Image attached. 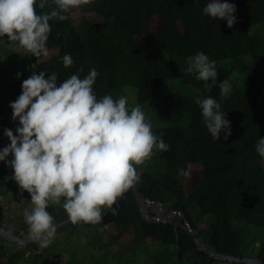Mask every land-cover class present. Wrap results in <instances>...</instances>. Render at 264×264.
Here are the masks:
<instances>
[{"label":"trees","instance_id":"trees-1","mask_svg":"<svg viewBox=\"0 0 264 264\" xmlns=\"http://www.w3.org/2000/svg\"><path fill=\"white\" fill-rule=\"evenodd\" d=\"M39 2L38 14L55 7L47 0L40 9ZM207 2L92 0L64 13V21H49L46 54L38 56L0 37L1 149L10 143L4 130L15 135L19 126L9 105L21 94L24 79L40 71L45 78L55 72L59 85L73 74L82 79L95 68L92 87L97 98L124 96L129 108L139 105L154 134L170 146L167 151L154 149L151 159L136 166L137 184L147 199L180 212L210 249L264 261V157L254 147L264 138V0H227L236 8L232 28L203 13ZM197 52L215 61L216 80L199 81L185 73L189 57ZM65 54L73 59L69 67L62 62ZM231 70L239 77L238 85L231 81ZM223 80L232 85L227 97L220 95ZM209 96L221 104L230 122L227 139L222 131L213 140L203 123L195 101ZM11 158L9 154L6 160ZM179 169L188 175L180 176ZM12 174L0 161V226L29 236L22 213L31 197L26 190L21 193ZM8 208L15 213L5 218ZM46 210L53 224L68 217L59 205ZM204 215L214 220L204 221ZM62 231L47 247L18 246L0 238V264H239L209 262L199 255L180 218L168 224L145 220L133 193L124 197L110 223Z\"/></svg>","mask_w":264,"mask_h":264},{"label":"clouds","instance_id":"clouds-1","mask_svg":"<svg viewBox=\"0 0 264 264\" xmlns=\"http://www.w3.org/2000/svg\"><path fill=\"white\" fill-rule=\"evenodd\" d=\"M91 2L52 0L53 10L38 14L36 0H0V37L18 42L32 55L46 54L49 21H64V13L71 8ZM46 4L47 0H40L39 8L44 9ZM202 11L211 18L225 20L229 28L236 22L235 5L227 0H208ZM62 62L69 67L73 59L65 54ZM187 64L185 73L194 74L196 80H216L215 61L206 54L195 53ZM97 76L92 68L82 79L73 74L57 85V73L51 72L47 78L45 71L33 73L22 81L21 94L9 105L12 119L18 118L19 126L15 135L10 129L4 130L10 143L0 149V161L12 168L11 178L21 193L26 190L30 194L22 214L30 238L41 247H47L55 234L53 217L46 210L50 205L62 207L73 224H97L102 209L111 208L139 182L136 166L151 159L154 149L167 151L170 147L154 134L139 105L129 108L124 96L114 99L105 94L97 98L92 87ZM219 90L221 97H227L232 85L223 80ZM195 102L213 140H218L222 131L227 139L231 135L230 122L221 104L210 96L197 97ZM254 147L264 157V138L260 137ZM9 154L12 159L6 160ZM178 174L188 175L183 169Z\"/></svg>","mask_w":264,"mask_h":264},{"label":"water","instance_id":"water-1","mask_svg":"<svg viewBox=\"0 0 264 264\" xmlns=\"http://www.w3.org/2000/svg\"><path fill=\"white\" fill-rule=\"evenodd\" d=\"M133 193L136 197L138 206L140 208V212L142 217L147 220V221H158V222H163L168 224V217L170 215L176 214L178 216H180V225L185 228L194 238L195 241V247H196V252L204 257H208L207 261H220V262H232V263H239V264H264V261L262 259H260L257 256H240V255H228V254H222L219 252H216L212 249H210L208 247V245L206 244V242L203 240V238L201 237L200 232L193 228L190 223L184 218V216H182L179 212L175 213L176 211L169 209L168 210V216L166 218H155V217H151L148 214L143 213V209H142V203H146V204H157L155 202H152L150 200L147 199L144 191H143V186L139 185V184H135L134 186H132L129 190H127L122 197L118 198L117 201L111 206V208L107 207V210L105 213H103L102 215V219L99 223L97 224H91V223H76L73 224L71 223V221L68 219V217H64L60 220H58L57 222H55L53 225L55 227V234H57L58 232L62 231L65 228H68L70 226H75V225H82V226H90V225H105L110 223L114 216L118 213L120 205L124 199V197L128 194ZM54 234V235H55ZM0 238L3 239L4 241H7L10 244L13 245H18V246H28V245H35V244H39L35 241H33L30 237H20L17 236L15 234H13L12 232L8 231L6 228H4L3 226H0ZM181 256L178 253V258H180Z\"/></svg>","mask_w":264,"mask_h":264},{"label":"rangeland","instance_id":"rangeland-1","mask_svg":"<svg viewBox=\"0 0 264 264\" xmlns=\"http://www.w3.org/2000/svg\"><path fill=\"white\" fill-rule=\"evenodd\" d=\"M219 64H221V65H224V66H227V67H229V63L228 62H220ZM230 78H231V81L235 84V85H238V81H239V77H238V75L233 71V70H231V73H230ZM177 89H179V90H181V87L179 86V85H177ZM187 93V92H186ZM188 94V93H187ZM153 118H155V119H157V120H159V121H162L159 117H157L156 115H154V117ZM2 148V146H1V143H0V149ZM12 159V158H11ZM10 159V160H11ZM8 177V175L6 176V178ZM157 206H155V205H153V204H150V205H147V204H145L144 202L142 203V209H143V213H145V214H149V212H152V213H154V212H157ZM105 209V207L102 209V212H104L103 210ZM15 213V211H14V209L12 208V209H10V208H8V210H7V212H5L4 213V217L5 218H8V217H10L12 214H14ZM103 214V213H102ZM177 216L176 215H173L172 217H170V219H171V221L173 222L174 220H175V218H176ZM203 220L204 221H206V220H209V222L210 221H213L214 220V217L212 216V215H210V216H203ZM64 233L65 232H60V233H58V234H56L57 236H56V238H59V237H62L63 235H64ZM22 237H30V235L29 236H22ZM256 250H254V252H255ZM247 255H250V254H247ZM45 260H49V258H46V257H44V261ZM43 264H45V263H43ZM140 264H141V262H140Z\"/></svg>","mask_w":264,"mask_h":264},{"label":"built area","instance_id":"built-area-1","mask_svg":"<svg viewBox=\"0 0 264 264\" xmlns=\"http://www.w3.org/2000/svg\"><path fill=\"white\" fill-rule=\"evenodd\" d=\"M156 206L158 208H157V212H155V218H158V219L166 218L168 216V211L166 210V208L161 204H158ZM170 217L171 215L167 219H169Z\"/></svg>","mask_w":264,"mask_h":264}]
</instances>
